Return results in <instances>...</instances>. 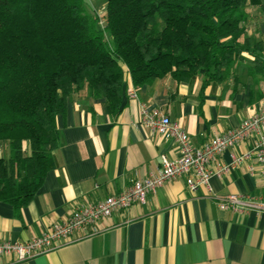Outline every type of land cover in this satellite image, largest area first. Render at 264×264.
Instances as JSON below:
<instances>
[{
    "label": "crops",
    "instance_id": "obj_1",
    "mask_svg": "<svg viewBox=\"0 0 264 264\" xmlns=\"http://www.w3.org/2000/svg\"><path fill=\"white\" fill-rule=\"evenodd\" d=\"M260 1L261 6L246 8L247 13L253 8L259 14L246 23L245 37L254 52L242 54L227 80L205 83L195 76L177 81L167 75L134 87L126 77V97L115 116L104 99H92L86 90L70 96L64 114L56 118L60 146L52 154L53 167L37 192L20 208L0 202V242L40 236L85 200L116 194L155 172L163 160L177 159L180 154L172 139L142 125V106L178 124L193 146L253 116L264 103V0ZM258 43L260 52L254 48ZM130 89L136 98L128 95ZM251 146L248 139L226 150L210 163V170L230 164L231 156ZM6 150L3 158L8 157ZM251 167H256L254 160L242 162L213 176L210 190L202 187L193 195L183 179L171 180L148 195L144 205L100 221L101 232L91 238L19 263L0 257V264H264V217L252 211H221L217 205L232 194L263 199L262 180L250 173Z\"/></svg>",
    "mask_w": 264,
    "mask_h": 264
},
{
    "label": "trees",
    "instance_id": "obj_2",
    "mask_svg": "<svg viewBox=\"0 0 264 264\" xmlns=\"http://www.w3.org/2000/svg\"><path fill=\"white\" fill-rule=\"evenodd\" d=\"M104 1L99 17L87 0H0V202L20 208L35 195L74 93L104 99L115 116L126 77L134 87L167 75L222 82L254 52L246 8L260 0Z\"/></svg>",
    "mask_w": 264,
    "mask_h": 264
},
{
    "label": "built area",
    "instance_id": "obj_3",
    "mask_svg": "<svg viewBox=\"0 0 264 264\" xmlns=\"http://www.w3.org/2000/svg\"><path fill=\"white\" fill-rule=\"evenodd\" d=\"M136 98L133 89L127 91ZM142 125L164 138H170L179 150V157L163 160L155 172L143 179L134 180L124 190L96 201L85 200L73 208L62 223L26 242H0V257H10L14 263L23 262L50 251L91 238L101 232L99 222L123 212L133 205H144L148 195L155 194L163 185L174 179H183L187 192L195 194L200 188L210 190L213 176H221L242 162L254 160L256 167L250 173L258 175L264 186V103L257 112L244 119L237 128L215 136L199 146H193L187 133L166 116H158L146 107L141 108ZM252 139L251 148L242 155L231 156V163L211 171L209 165L222 153L239 143ZM221 211L235 213L255 212L264 217V197L254 201L240 195H229L219 200Z\"/></svg>",
    "mask_w": 264,
    "mask_h": 264
},
{
    "label": "rangeland",
    "instance_id": "obj_4",
    "mask_svg": "<svg viewBox=\"0 0 264 264\" xmlns=\"http://www.w3.org/2000/svg\"><path fill=\"white\" fill-rule=\"evenodd\" d=\"M89 3L91 9L96 12L99 17H102L105 9V1L104 0H87ZM248 8V7H247ZM248 18L251 17V20H254L259 16L258 11L254 10L253 8H250V12L248 13ZM262 14V13H261ZM262 19H264V15L262 14ZM102 25V23H101ZM6 144L0 145V156H4V153L6 154Z\"/></svg>",
    "mask_w": 264,
    "mask_h": 264
}]
</instances>
